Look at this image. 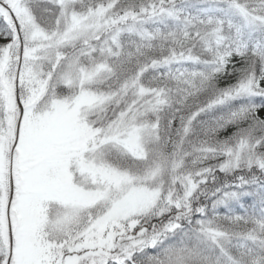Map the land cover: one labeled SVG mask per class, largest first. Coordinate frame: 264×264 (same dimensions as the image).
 <instances>
[{
  "label": "snow or ice",
  "instance_id": "obj_1",
  "mask_svg": "<svg viewBox=\"0 0 264 264\" xmlns=\"http://www.w3.org/2000/svg\"><path fill=\"white\" fill-rule=\"evenodd\" d=\"M0 264H264V0H0Z\"/></svg>",
  "mask_w": 264,
  "mask_h": 264
}]
</instances>
